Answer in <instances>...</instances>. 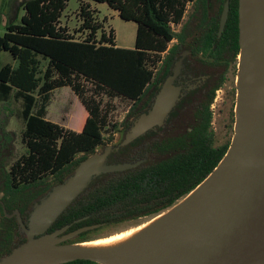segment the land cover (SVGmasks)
I'll return each mask as SVG.
<instances>
[{
    "label": "trees",
    "instance_id": "obj_1",
    "mask_svg": "<svg viewBox=\"0 0 264 264\" xmlns=\"http://www.w3.org/2000/svg\"><path fill=\"white\" fill-rule=\"evenodd\" d=\"M227 1L229 17L219 37ZM86 2L106 4L122 20L134 22V49L118 47L114 29L105 30L107 19L100 22ZM78 4L80 25L74 31L62 25L68 0H29L21 22L8 26L0 36V105L17 103V117L24 126V152L0 177V261L26 242L17 217L9 215L19 211L27 222L38 199L63 183L99 147L113 144L115 133L129 131L151 108L184 50L196 57L201 73L216 75L214 86L196 105L179 102L164 127L113 152L110 164L146 162L97 178L48 233L68 225H72L68 232L100 225L76 240L84 242L104 228L134 222L140 226L203 182L231 144V139L218 142L210 107L230 69H237L239 0H78ZM190 5L193 14L184 23ZM178 26L180 32L174 29ZM174 40L177 43L169 49ZM3 53H8L13 63L3 64ZM64 87H69L82 105L75 131L46 119L51 94ZM104 96L131 102L121 123L110 120L109 103L102 108ZM9 138L12 135L2 128V147H9ZM67 264L98 263L79 260Z\"/></svg>",
    "mask_w": 264,
    "mask_h": 264
},
{
    "label": "water",
    "instance_id": "obj_2",
    "mask_svg": "<svg viewBox=\"0 0 264 264\" xmlns=\"http://www.w3.org/2000/svg\"><path fill=\"white\" fill-rule=\"evenodd\" d=\"M229 11L227 1L219 37ZM238 12L234 135L213 172L183 199L119 243L88 246L99 240L76 242L80 235L100 225L73 232H68L72 226L68 225L48 233L97 178L146 162L110 164L109 157L164 127L183 96L175 81L188 54L185 52L151 108L122 133L117 144L99 147L63 183L53 186L34 203L27 222L19 211L9 215L17 217L26 242L4 256L0 264H67L79 260L98 264H264V0H239Z\"/></svg>",
    "mask_w": 264,
    "mask_h": 264
},
{
    "label": "rangeland",
    "instance_id": "obj_3",
    "mask_svg": "<svg viewBox=\"0 0 264 264\" xmlns=\"http://www.w3.org/2000/svg\"><path fill=\"white\" fill-rule=\"evenodd\" d=\"M87 4H89L91 8L97 12V17L100 22L103 21L104 18L107 19V22L105 23V30L109 31L110 28L114 29L116 42L121 48L134 49L137 30V26L134 22H126L122 20L106 4H97L94 2H88ZM78 8V0H68V8L64 13V17L62 18V25H66L71 31H74L80 25L78 20ZM192 14L193 5H190L188 7V12L184 23L188 21ZM181 28L182 27L180 26L174 27L176 32H180ZM1 60L3 64L13 63V60L8 53H3ZM236 82L237 69H230V73L227 75V81L223 87L225 94H228L229 92L231 94L234 92V90H236ZM86 85L89 90L92 88L91 84L87 83ZM221 95L222 93L220 94V98ZM108 103L111 106L110 120L113 123H121L126 118L130 110L131 102L121 98L110 100L107 96H104L102 108L105 109L106 104ZM221 108L222 103L219 106L217 113L215 115L212 114V127L214 128L215 133H217V137L220 140H229L233 137L234 133H231L230 131L227 132V127L225 128V124H228V120H223L225 114L220 112ZM18 110L19 105L14 101H11L9 104L0 105V177L2 176V172L7 171L11 163L17 160L24 152L21 136L24 126L17 117ZM81 113V102L69 87L57 89L51 94L46 115V119L48 121L75 131ZM2 128H4L6 132L10 133L13 137L9 138V147H2ZM223 134H225V136H223ZM121 136L122 134L120 132L114 134L113 145L120 141ZM5 143V145H8L7 142ZM1 196L2 194H0V197ZM141 223L142 221L140 224ZM137 225H139V222L104 228V230L101 232L91 235L89 239L91 241H95L105 239L108 236L120 235L138 228L139 226Z\"/></svg>",
    "mask_w": 264,
    "mask_h": 264
},
{
    "label": "flooded vegetation",
    "instance_id": "obj_4",
    "mask_svg": "<svg viewBox=\"0 0 264 264\" xmlns=\"http://www.w3.org/2000/svg\"><path fill=\"white\" fill-rule=\"evenodd\" d=\"M176 43H177V40H174L171 43L172 46L170 45L169 49H171ZM185 52H188V54L184 57L183 67H182L180 75L178 76V78L175 81V85L182 88V94H183V96L181 97V101L183 100L182 102L187 101V102H191L192 105H196L204 97V95L207 94V92L211 89V87L214 86V84H215L214 80L216 79L215 78L216 75H214L213 73H209V74L201 73V70L198 66V60L196 59V57L192 56L193 54L189 50H184L183 52H181L178 55L179 57L176 60V62L182 57V55ZM166 55H168V53ZM175 63H174V65H175ZM173 68H174V66H173ZM173 68H172V70H173ZM226 81H227V79H226ZM162 85H161V87H162ZM224 85L216 91L215 97L217 95L220 96V94L222 93V95H221L222 108L220 109V112L225 114V117L223 120L224 121L228 120V124H225V128L227 127V132L230 131V127L233 123V132H231V131L230 132L234 133L236 99L234 102V107L231 108L232 93L233 92L231 94H230V92L228 94H225V92L223 90ZM161 87H160V89H161ZM234 91L236 92V90H234ZM235 96H236V94H235ZM223 106H224V108H223ZM222 132H225V131H222ZM216 135H217V133H216ZM223 136H225V134H223ZM230 139L232 140V138H230ZM217 140L219 143H223V142L227 141V140H220L219 138H217ZM0 194H2V192ZM0 206H3L2 196L0 197Z\"/></svg>",
    "mask_w": 264,
    "mask_h": 264
},
{
    "label": "crops",
    "instance_id": "obj_5",
    "mask_svg": "<svg viewBox=\"0 0 264 264\" xmlns=\"http://www.w3.org/2000/svg\"><path fill=\"white\" fill-rule=\"evenodd\" d=\"M28 1L29 0H0V36L6 33L8 26L21 22L25 14L24 5ZM115 13L118 15L117 12ZM116 45L120 47L117 42Z\"/></svg>",
    "mask_w": 264,
    "mask_h": 264
},
{
    "label": "bare ground",
    "instance_id": "obj_6",
    "mask_svg": "<svg viewBox=\"0 0 264 264\" xmlns=\"http://www.w3.org/2000/svg\"><path fill=\"white\" fill-rule=\"evenodd\" d=\"M138 228H136V229H134L132 231L126 232V233H122L120 235L112 236L111 238H108V239L99 240V241L92 242V243H89V244H86V245H88V246H108V245H113V244L119 243V242L129 238L132 234H134V232H136L138 230Z\"/></svg>",
    "mask_w": 264,
    "mask_h": 264
},
{
    "label": "built area",
    "instance_id": "obj_7",
    "mask_svg": "<svg viewBox=\"0 0 264 264\" xmlns=\"http://www.w3.org/2000/svg\"><path fill=\"white\" fill-rule=\"evenodd\" d=\"M221 101H222V100H221L220 96L217 95V96L215 97V99H214L212 105H211V108H210L212 114L215 115V114L217 113V111H218V109H219V106H220V104L222 103Z\"/></svg>",
    "mask_w": 264,
    "mask_h": 264
}]
</instances>
